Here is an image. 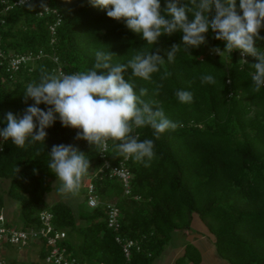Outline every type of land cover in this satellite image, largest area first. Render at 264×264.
I'll use <instances>...</instances> for the list:
<instances>
[{
  "label": "trees",
  "instance_id": "1",
  "mask_svg": "<svg viewBox=\"0 0 264 264\" xmlns=\"http://www.w3.org/2000/svg\"><path fill=\"white\" fill-rule=\"evenodd\" d=\"M14 1L0 0V50L5 55L0 65L1 129L7 126V112L19 116L33 104L31 99L24 102V91L29 83L39 82L42 70L57 75L53 68L59 65L66 74L87 71L98 51L114 53L111 63L116 65L127 64L141 51L158 50L165 61L149 80L132 76L131 69L123 75L134 83L137 95L140 88L147 89L142 99L155 102L177 125L159 134V139L150 126L134 128L132 134L139 140L154 141L155 156L147 167V160L129 157L125 161L131 172L128 193L121 179L107 172L91 177L99 199L120 210L119 235L139 246L132 247L128 259L115 240L116 232L107 226L103 204L87 205L89 209L82 212L74 210L71 202L48 204L45 200L56 180L47 167L53 145L78 147L92 168L102 162V147L75 139L79 130L62 126L58 117L45 129L44 142L18 147L11 140L1 143L0 138V181L8 182L6 192L19 204V227L38 226V213L49 210L55 226L67 233L64 244L81 264H153L173 232L190 230L196 215L213 235L219 257L230 264H264V86L256 92L251 81V64L258 61L247 56L248 63H244L237 50L222 57L212 53L213 47L223 50L225 42L216 40L209 29L206 44L189 49L190 53L181 45L170 62L168 52L171 45L182 44V32L162 35L151 45L123 20L109 18L107 10L91 6L89 0H30L35 5L31 10L12 6ZM42 3L48 11H43ZM160 4L165 8L166 0ZM56 14L60 22L52 34ZM188 19H194L190 13ZM260 35L264 36V27ZM256 46L264 50V41L258 40ZM39 51L46 56L21 64L16 71L7 69L10 55L34 56ZM165 72L169 75L161 80ZM202 75H212L216 83H201ZM160 84L163 87L157 89ZM178 90L191 92L192 102H180L175 95ZM39 107L48 108L43 103ZM106 143L105 156L111 164L125 158L117 148L122 141ZM69 231L80 235L76 243ZM43 256L40 250L39 258ZM200 260L199 249L189 242L175 264H198ZM9 264L18 263L12 260Z\"/></svg>",
  "mask_w": 264,
  "mask_h": 264
},
{
  "label": "clouds",
  "instance_id": "2",
  "mask_svg": "<svg viewBox=\"0 0 264 264\" xmlns=\"http://www.w3.org/2000/svg\"><path fill=\"white\" fill-rule=\"evenodd\" d=\"M89 3L107 10L109 18L123 20L129 30L142 34L147 44L153 45L162 35L182 32V44L171 45L168 52L170 62L174 61L181 45L189 52L206 44L205 34L211 29L216 40L225 42L223 50L213 47L211 52L222 57L225 52L231 54L239 50L241 57H254L258 62L251 64L253 90L258 92L264 86V50L256 46L258 40L264 41V36L260 35L264 27V0H239V11L237 0H166L163 9L160 0H89ZM19 6L30 10L35 7L30 0H19ZM41 7L46 9L47 5L42 3ZM189 13L194 18L191 21ZM112 54L98 51L93 67L87 71L57 76L42 70L39 82L29 83L24 91V102L31 99L34 103L22 115L6 113L7 126L0 129V138L11 140L18 147H24L26 142H44L45 129L58 117L62 126L79 130L75 139H83L97 148H106L109 139L122 141L117 146L120 155L138 162L147 160L145 166H150L155 156L154 141L139 140L132 134L134 128L150 126L159 139V134L174 130L177 125L155 102L142 99L147 89L140 88L137 95L134 83L123 74L131 69L132 76L149 80L165 60L158 50L155 53L141 51L127 64L113 65ZM241 61L248 63L246 59ZM168 75L165 72L161 80ZM200 80L216 83L212 75H202ZM160 87L163 85H158L157 89ZM175 95L182 103L193 100L188 91L178 90ZM42 103L48 106L46 111L39 107ZM37 128L38 131H34ZM48 155L47 167L59 180V191L77 192L90 168L86 154L72 144H59L53 145Z\"/></svg>",
  "mask_w": 264,
  "mask_h": 264
},
{
  "label": "built area",
  "instance_id": "3",
  "mask_svg": "<svg viewBox=\"0 0 264 264\" xmlns=\"http://www.w3.org/2000/svg\"><path fill=\"white\" fill-rule=\"evenodd\" d=\"M14 5H19V0H15L12 3V6ZM43 11H48V7L46 9L43 8ZM52 11L55 12V10ZM39 13L41 14V12ZM56 16L57 18L55 23L50 26V31L52 34L55 33V27L60 22V15L56 14ZM237 52L241 59H246V57H241L239 50H237ZM42 56H46L42 53V51H39L34 56L31 54L10 55L7 61V69L16 71L19 69L21 64L34 62L35 59H39ZM4 58L5 55L0 50V65H2ZM50 58L55 63L57 62V58L55 56L52 55ZM53 72H55L58 76L61 73H65L59 65L53 68ZM2 142L3 138H1V143ZM0 146L2 145L0 144ZM105 150V147L101 148L100 155L102 157V162L98 167H94V173L92 176H95L97 173L105 172H107L110 177L116 176L120 178L123 183L124 193H128L129 181L131 178V172L125 164V161L128 158H124L116 164H111L110 160L105 156ZM85 195L86 202L89 207L94 208L98 205H104L107 226L116 232L115 240L119 243L124 256L128 259L131 255L132 247L136 246L138 249L139 246L136 241L124 238L119 235L118 232L120 228L121 216L119 208L113 203H105L99 199L98 195L94 193V186L91 178L86 184ZM38 219V226L23 229L13 224L3 212V208H0V264H6L4 254H6L9 249L21 251L34 245H38L39 251H44V256L41 260L45 264H81L79 259L64 244L67 233L65 230L59 229L55 226L53 222V213L49 210H42L38 213ZM97 264L105 263L99 262Z\"/></svg>",
  "mask_w": 264,
  "mask_h": 264
},
{
  "label": "rangeland",
  "instance_id": "4",
  "mask_svg": "<svg viewBox=\"0 0 264 264\" xmlns=\"http://www.w3.org/2000/svg\"><path fill=\"white\" fill-rule=\"evenodd\" d=\"M34 103L33 100H31ZM91 166L86 175L82 177L80 187L75 193H62L59 191L60 182L59 180L52 181L51 190L46 194L45 200L48 204H52L56 201L63 200L72 203V207L76 211H86L89 209L87 204L84 202L85 187L92 174L94 173V168ZM8 182L6 180L0 181V197L3 201V212L9 220L16 226L21 224V214L18 202L12 199L6 192ZM195 223L190 229V232H175L173 234V239L168 243V247L171 250L177 249L180 244H184L192 240V235L198 232L197 223L201 225V220L194 216ZM192 233V234H191ZM68 236L72 239L73 243H76L80 239V235L76 231H69ZM202 241V240H201ZM199 246L203 252V259L200 264H230L225 259L219 257L216 252L215 254H208L206 246L203 243H199ZM39 247L38 245L30 246L21 251H16L14 249H9V251L4 254L6 259V264L10 261L15 260L18 264H45L39 258ZM215 255V257H214Z\"/></svg>",
  "mask_w": 264,
  "mask_h": 264
},
{
  "label": "crops",
  "instance_id": "5",
  "mask_svg": "<svg viewBox=\"0 0 264 264\" xmlns=\"http://www.w3.org/2000/svg\"><path fill=\"white\" fill-rule=\"evenodd\" d=\"M194 216H196V215H194ZM194 216H193V219H192V222H191V228H192V226L195 223ZM197 228H198V232L196 234H194V235L191 236L192 237V240H190L189 242L192 243V244H194L199 249L200 254H201V260H200V262L198 264H200L201 261H202V259H203V252H202V250H201V248L199 246V243H203L206 246V250L205 251H207L208 254H213V253L215 254V249H214V244H213L214 243V237L205 228V226L203 225L202 222H201V225H199L197 223ZM175 232H179V231H175ZM175 232H173V234ZM185 232L186 233L187 232H190V230L185 231ZM173 234L171 236V239H173ZM189 242H187V243H189ZM168 243H167V245H165V247L162 250V252L160 253V255L157 258H155L153 264H175L176 257L182 254V252L184 250V246L186 244V243L180 244V246L177 249L171 250L170 247H168ZM38 254H39V252H38ZM214 257H215V255H214ZM188 264H193V263L189 262Z\"/></svg>",
  "mask_w": 264,
  "mask_h": 264
}]
</instances>
